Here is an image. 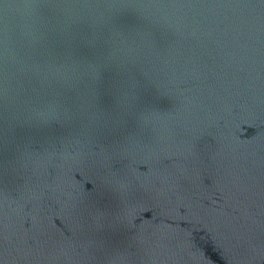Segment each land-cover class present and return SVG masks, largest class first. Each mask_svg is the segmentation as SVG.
<instances>
[{
	"label": "water",
	"instance_id": "1",
	"mask_svg": "<svg viewBox=\"0 0 264 264\" xmlns=\"http://www.w3.org/2000/svg\"><path fill=\"white\" fill-rule=\"evenodd\" d=\"M0 264H264V0H0Z\"/></svg>",
	"mask_w": 264,
	"mask_h": 264
}]
</instances>
